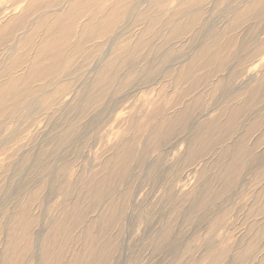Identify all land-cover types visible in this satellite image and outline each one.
<instances>
[{
  "label": "rangeland",
  "instance_id": "obj_1",
  "mask_svg": "<svg viewBox=\"0 0 264 264\" xmlns=\"http://www.w3.org/2000/svg\"><path fill=\"white\" fill-rule=\"evenodd\" d=\"M0 264H264V0H0Z\"/></svg>",
  "mask_w": 264,
  "mask_h": 264
}]
</instances>
